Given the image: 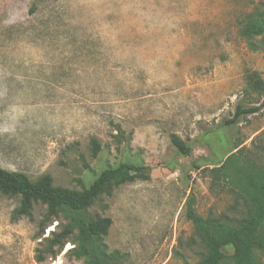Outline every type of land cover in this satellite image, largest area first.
Here are the masks:
<instances>
[{"label": "rangeland", "instance_id": "374dc122", "mask_svg": "<svg viewBox=\"0 0 264 264\" xmlns=\"http://www.w3.org/2000/svg\"><path fill=\"white\" fill-rule=\"evenodd\" d=\"M251 13L264 20V0H0V168L81 191L104 168L148 165L147 179L113 187L77 218L111 219L104 242L117 264H196L193 215L254 211L242 175L215 180L209 169L239 150L242 174L264 172V105L224 124L237 105L262 103L250 77L264 82V34L242 33ZM18 202L0 192V264H84L77 230L38 262L58 221L40 235L45 205L14 221ZM242 247L232 239L219 264ZM252 255L264 264V249Z\"/></svg>", "mask_w": 264, "mask_h": 264}, {"label": "trees", "instance_id": "16d2710c", "mask_svg": "<svg viewBox=\"0 0 264 264\" xmlns=\"http://www.w3.org/2000/svg\"><path fill=\"white\" fill-rule=\"evenodd\" d=\"M246 23L242 33L253 37L264 34V20L260 13H251L246 17ZM253 89L261 96L262 103L259 106L243 108L237 105L230 120L225 125L235 124L240 117L248 113H255L264 105V82L254 72L250 77ZM179 153L188 155L190 147L178 136L171 139ZM97 142L92 141V156H96ZM264 151V149H262ZM240 152L237 150L227 156L224 162L209 169L215 180L230 179L233 175H242V182L238 188L249 196L254 204V211L246 216L240 213L228 216H207L202 218L193 215L194 235L198 239L201 249L200 260L196 264H219L223 258L222 247L229 244L234 238L241 241L243 247L232 254L234 264H260L252 255L253 247L264 249V240L257 238L264 226V172L254 168H247L242 174V167L238 166ZM150 166L135 165L130 162H121L114 167H107L93 179L88 187L81 191H74L54 186L49 174H44L30 180L20 171H8L0 168V192L8 196H18V206L12 211L11 219L19 220L22 217H31L34 203L45 205L46 211L39 222V234L42 235L44 228L52 221H58L54 229L47 237L41 240V248L37 249L36 260L42 262L46 257L54 258L59 254L66 241L75 230L76 244L73 252L77 257H84V264H117L120 253L117 250L108 252L104 238L111 226L108 217H85L77 218L78 215L86 214L87 210L95 203L102 194H109L113 187L133 182L136 179H147ZM60 214L68 218L63 224ZM73 243V244H74ZM192 244L194 242L192 241ZM188 264V263H185Z\"/></svg>", "mask_w": 264, "mask_h": 264}]
</instances>
